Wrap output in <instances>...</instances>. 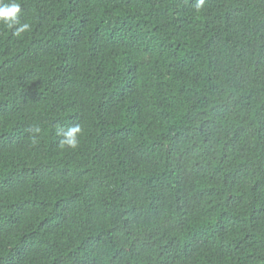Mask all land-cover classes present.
<instances>
[{
	"label": "trees",
	"instance_id": "16d2710c",
	"mask_svg": "<svg viewBox=\"0 0 264 264\" xmlns=\"http://www.w3.org/2000/svg\"><path fill=\"white\" fill-rule=\"evenodd\" d=\"M17 2L0 264H264V0Z\"/></svg>",
	"mask_w": 264,
	"mask_h": 264
},
{
	"label": "clouds",
	"instance_id": "9594fccd",
	"mask_svg": "<svg viewBox=\"0 0 264 264\" xmlns=\"http://www.w3.org/2000/svg\"><path fill=\"white\" fill-rule=\"evenodd\" d=\"M203 5L204 0H197L195 8L199 10ZM20 13L21 5L17 0H0V25L12 29V34L17 37L30 29L29 23L21 22ZM34 131L39 132V129H34ZM81 132L82 129L79 124L69 126L66 130L63 128L58 129V135L62 137L60 146L75 149L79 144L78 137ZM33 142H35V137Z\"/></svg>",
	"mask_w": 264,
	"mask_h": 264
}]
</instances>
